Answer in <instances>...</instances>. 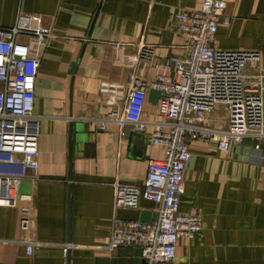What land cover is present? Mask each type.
<instances>
[{
	"label": "crops",
	"instance_id": "1",
	"mask_svg": "<svg viewBox=\"0 0 264 264\" xmlns=\"http://www.w3.org/2000/svg\"><path fill=\"white\" fill-rule=\"evenodd\" d=\"M202 2L0 0V28L18 27L15 39L40 62L38 167L17 187L31 200L0 207V264H144L136 246H106L113 221L157 216L158 204L143 200L136 209L115 210L113 184L142 188L148 160L163 158L162 146L148 141L150 123L162 119L160 95L146 89L141 118L149 125L133 134L128 124L121 129L104 121L121 116L124 101L101 86L127 89L133 76L153 79L156 62L180 54L175 15L197 11ZM143 44L154 48L151 63L136 60ZM213 46L259 52L264 74V0H225ZM203 125L226 131L224 109L217 106ZM70 139L77 145L71 154ZM188 144L179 212L199 214L202 229L192 240L179 239L166 264H264V142L256 150L245 139L227 153L214 142ZM24 205L32 221L28 232L19 228ZM28 241L35 243L30 255Z\"/></svg>",
	"mask_w": 264,
	"mask_h": 264
},
{
	"label": "built area",
	"instance_id": "2",
	"mask_svg": "<svg viewBox=\"0 0 264 264\" xmlns=\"http://www.w3.org/2000/svg\"><path fill=\"white\" fill-rule=\"evenodd\" d=\"M224 8L225 0H203L199 10L176 14L175 30L183 41L180 54L156 62L158 73L150 81L133 76L127 89L108 83L101 86V91L124 101L121 116L111 114L104 121H113L121 129L128 124L133 134L144 133L149 125L141 118L146 89L159 92L162 119L150 123L153 132L148 141L164 151L162 159L148 160L142 188L113 184L115 210L136 209L141 200L158 204V210L152 221H113L108 250L136 246L144 264L172 261L178 240H192L202 229L199 214L179 212L183 172L190 157L188 142H214L223 153L245 139H250L256 150L264 142L261 56L257 51L213 46ZM19 32L16 26L0 28V207H16L18 202L31 200L30 195L18 193L17 187L27 179L28 171L38 167L39 116L34 114V86L40 62L31 56L28 45L15 39ZM153 58V46H137L136 60L151 63ZM247 66L251 72L245 71ZM217 106L226 115L224 132L203 125ZM104 129V124L98 125V130ZM29 214V206H22L19 228L25 232L32 226ZM25 244L26 253L32 254L35 243Z\"/></svg>",
	"mask_w": 264,
	"mask_h": 264
},
{
	"label": "water",
	"instance_id": "3",
	"mask_svg": "<svg viewBox=\"0 0 264 264\" xmlns=\"http://www.w3.org/2000/svg\"><path fill=\"white\" fill-rule=\"evenodd\" d=\"M74 146H77V145L73 144L72 139H70V144H69V147H70V149H69V153H70V154L72 153V148H73ZM230 148H231V146H230Z\"/></svg>",
	"mask_w": 264,
	"mask_h": 264
}]
</instances>
